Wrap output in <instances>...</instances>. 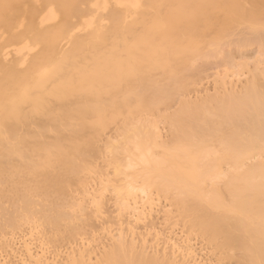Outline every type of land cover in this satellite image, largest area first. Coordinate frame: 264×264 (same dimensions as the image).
<instances>
[{
	"label": "bare ground",
	"instance_id": "bare-ground-1",
	"mask_svg": "<svg viewBox=\"0 0 264 264\" xmlns=\"http://www.w3.org/2000/svg\"><path fill=\"white\" fill-rule=\"evenodd\" d=\"M0 264H264V0H0Z\"/></svg>",
	"mask_w": 264,
	"mask_h": 264
}]
</instances>
